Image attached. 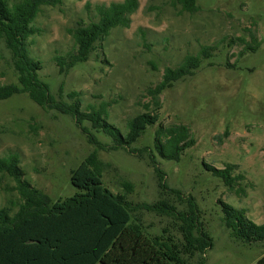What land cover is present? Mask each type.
<instances>
[{
	"label": "rangeland",
	"instance_id": "rangeland-1",
	"mask_svg": "<svg viewBox=\"0 0 264 264\" xmlns=\"http://www.w3.org/2000/svg\"><path fill=\"white\" fill-rule=\"evenodd\" d=\"M121 1L64 0L57 7L44 6L28 43L31 56L43 64L40 75L53 96L68 104L77 101L85 112L104 105L108 121L124 135L128 121L145 111L147 90L163 80L167 67H178L204 46L213 47L194 75L161 94L159 122L130 145L141 156L122 147L99 150L73 117L45 110L21 93L0 101V158L18 154L25 179L56 201L78 192L71 183L72 171L97 151L106 164L104 184L114 193H126L124 184H132L127 195L134 203L166 198L185 212L188 198L195 199L213 246L205 254L184 256L186 264H255L264 255V241L236 239L225 226L221 201L244 211L250 221L264 223V0H197L199 9L193 13L174 0H139L129 27L112 29L96 43L87 62L61 72L55 58L68 60L76 52L72 30L98 20L96 5ZM10 83L18 84L17 73L10 50L0 41V84ZM72 92L78 95L69 97ZM159 124L187 125L196 141L180 161L163 159L155 151L167 185L180 190L181 199L161 192L144 151L154 149ZM84 126L101 144L116 143L91 122ZM228 164L237 165L235 174L244 175L233 187L206 167L223 169ZM15 184L0 172V208L17 209ZM240 188L245 193L238 195ZM135 216L148 235L182 241L180 219L145 210Z\"/></svg>",
	"mask_w": 264,
	"mask_h": 264
},
{
	"label": "trees",
	"instance_id": "trees-1",
	"mask_svg": "<svg viewBox=\"0 0 264 264\" xmlns=\"http://www.w3.org/2000/svg\"><path fill=\"white\" fill-rule=\"evenodd\" d=\"M81 1V0H79ZM64 0H0V41L10 50L18 84H0V101L16 94L26 93L45 110H57L73 117L77 126L99 150L125 148L129 153L141 156L140 150L130 149L148 126L159 122L162 108L161 94L182 78L194 75L204 59L211 57L213 47L204 46L199 55H189L178 67L165 69L163 80L147 90L150 97L145 111L134 116L127 124L126 134L107 119L105 106L90 107L85 112L76 101L66 103L50 92V85L42 79L41 61L31 56L29 38L36 34L34 23L42 7H57ZM184 11H198L197 0H174ZM139 8V0H123L109 5H96L98 20L80 24L72 30L76 52L68 60L56 57L60 71L67 73L78 63L87 62L98 41L106 39L112 29L129 27L130 16ZM253 42L259 46L254 35ZM203 59V60H202ZM76 97L77 92L68 94ZM89 121L95 130H102L115 138L112 146L101 144L97 137L84 126ZM227 134V133H225ZM191 129L184 124L164 127L159 124L155 131L154 149L147 152L156 173L161 192L173 193L182 198L180 190L170 188L163 170L159 168L157 155L169 161H180L184 151L194 146ZM228 186H235L244 175L235 174L238 166L228 164L223 169L206 165ZM106 164L98 152H91L72 171L71 183L78 192L64 199L53 201L42 190L25 179L18 154L0 158V172L15 181L12 188L19 194L17 209L0 208V264H186L184 256L205 254L213 246V238L200 221L201 212L193 197L188 198V211L180 212L166 198L154 203H134L128 199L133 185L126 182V193H114L103 182ZM234 174V175H233ZM238 195L245 193L237 190ZM225 226L232 235L249 244L264 241V223L250 221L244 211L221 201ZM145 210L159 215L175 217L180 226L182 241L171 237H152L144 230L135 216ZM198 264H205L204 260ZM264 264V255L255 263Z\"/></svg>",
	"mask_w": 264,
	"mask_h": 264
}]
</instances>
